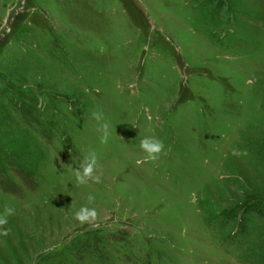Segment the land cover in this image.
Masks as SVG:
<instances>
[{
	"label": "rangeland",
	"instance_id": "1",
	"mask_svg": "<svg viewBox=\"0 0 264 264\" xmlns=\"http://www.w3.org/2000/svg\"><path fill=\"white\" fill-rule=\"evenodd\" d=\"M259 201L264 0H0V264H264Z\"/></svg>",
	"mask_w": 264,
	"mask_h": 264
},
{
	"label": "clouds",
	"instance_id": "2",
	"mask_svg": "<svg viewBox=\"0 0 264 264\" xmlns=\"http://www.w3.org/2000/svg\"><path fill=\"white\" fill-rule=\"evenodd\" d=\"M96 119L100 120L101 117L96 115ZM108 124L107 122L100 124V131L102 135L100 136L101 142H105L108 138ZM140 148L145 153V159L154 160L157 158L158 154L161 152L163 148V144L161 141L152 138V137H145L140 141ZM84 162L81 166V169H78L75 175V182L77 184H85L89 177L93 179H98L94 175V169L98 166L97 165V155L95 152H91L83 158ZM91 199V197H89ZM14 209L11 207H5L4 212L0 213V226L5 225L7 223V216L12 214ZM96 209L95 208H88L82 206L79 210L74 214L75 219L80 221L81 223L86 221L94 220L96 217ZM8 234V230L6 228L0 227V236H6Z\"/></svg>",
	"mask_w": 264,
	"mask_h": 264
},
{
	"label": "trees",
	"instance_id": "3",
	"mask_svg": "<svg viewBox=\"0 0 264 264\" xmlns=\"http://www.w3.org/2000/svg\"><path fill=\"white\" fill-rule=\"evenodd\" d=\"M247 208H251L252 210H255L256 212L260 213L261 215H264V202H257L251 205H248Z\"/></svg>",
	"mask_w": 264,
	"mask_h": 264
}]
</instances>
